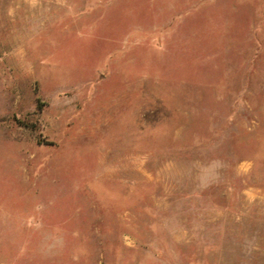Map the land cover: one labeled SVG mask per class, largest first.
I'll use <instances>...</instances> for the list:
<instances>
[{"label":"rangeland","instance_id":"obj_1","mask_svg":"<svg viewBox=\"0 0 264 264\" xmlns=\"http://www.w3.org/2000/svg\"><path fill=\"white\" fill-rule=\"evenodd\" d=\"M0 264H264V0H0Z\"/></svg>","mask_w":264,"mask_h":264}]
</instances>
